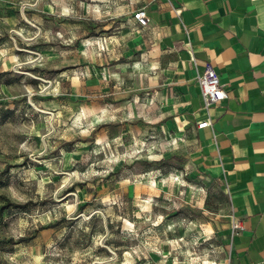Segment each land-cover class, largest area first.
Returning <instances> with one entry per match:
<instances>
[{
	"label": "rangeland",
	"instance_id": "1",
	"mask_svg": "<svg viewBox=\"0 0 264 264\" xmlns=\"http://www.w3.org/2000/svg\"><path fill=\"white\" fill-rule=\"evenodd\" d=\"M82 1L0 0V264L219 263L226 191L108 37L146 0Z\"/></svg>",
	"mask_w": 264,
	"mask_h": 264
},
{
	"label": "crops",
	"instance_id": "2",
	"mask_svg": "<svg viewBox=\"0 0 264 264\" xmlns=\"http://www.w3.org/2000/svg\"><path fill=\"white\" fill-rule=\"evenodd\" d=\"M25 1L33 22L34 10L46 21L65 3ZM141 7L146 24L133 18ZM135 10L119 25L111 15L108 37L115 41L120 33L129 40L137 54L129 66L148 89L156 121L185 135L192 168L226 191L228 213L216 228L220 263L264 264V0H146ZM207 65L227 93L209 106L197 81ZM203 120L210 124L197 127ZM234 219L241 229L233 230Z\"/></svg>",
	"mask_w": 264,
	"mask_h": 264
},
{
	"label": "built area",
	"instance_id": "3",
	"mask_svg": "<svg viewBox=\"0 0 264 264\" xmlns=\"http://www.w3.org/2000/svg\"><path fill=\"white\" fill-rule=\"evenodd\" d=\"M133 18L141 24H146L148 21L146 9L141 7L135 10ZM200 93L206 106L221 102L226 98L227 93L224 86L219 80V77L211 65H207L205 70L197 78ZM210 124L209 120H203L197 123V127H204ZM243 227L242 222L238 219L232 221L233 230H238ZM217 264H221L220 262Z\"/></svg>",
	"mask_w": 264,
	"mask_h": 264
}]
</instances>
